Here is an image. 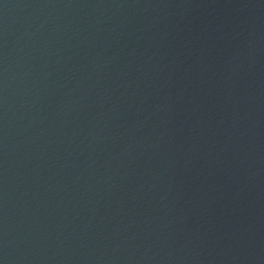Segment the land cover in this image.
<instances>
[{"label": "water", "instance_id": "obj_1", "mask_svg": "<svg viewBox=\"0 0 264 264\" xmlns=\"http://www.w3.org/2000/svg\"><path fill=\"white\" fill-rule=\"evenodd\" d=\"M264 0H0V264H247Z\"/></svg>", "mask_w": 264, "mask_h": 264}]
</instances>
